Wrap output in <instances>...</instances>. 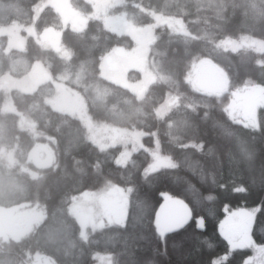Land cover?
<instances>
[{
    "label": "trees",
    "instance_id": "16d2710c",
    "mask_svg": "<svg viewBox=\"0 0 264 264\" xmlns=\"http://www.w3.org/2000/svg\"><path fill=\"white\" fill-rule=\"evenodd\" d=\"M47 1L0 0V27L17 23L25 42L23 49L7 50L8 36L0 37V77L20 78L37 62L52 77L33 92L11 90V112H2L6 92L0 88V208L39 205L45 212L31 233L0 246V264H28L34 254L56 264H99L96 255L110 256V264H244L252 251L232 250L219 227L226 209L255 210L252 239L264 246V107L254 129L230 118L225 106L245 84L264 87V50L231 51L222 43L264 42V0H123L115 11H128L135 24L153 25L157 35L149 53L155 79L142 97L102 74L106 55L133 48L134 39L100 18H89L82 29L64 25ZM70 1L80 12L93 11L89 0ZM39 4L45 5L36 15ZM157 16L175 18L182 27L156 23ZM31 26L38 35L58 30L64 51L42 45L28 32ZM204 59L227 73V94L192 89L187 78ZM141 77L130 70L132 81ZM54 82L80 93L95 122L142 132L143 147L119 164L122 146L101 149L86 137L78 117L51 106ZM165 103L168 111L158 114ZM22 116L39 137L20 125ZM39 141L53 145L56 159L33 178L23 168ZM156 147L172 165L151 168ZM1 150L12 152L14 162ZM107 186L131 189L126 222L81 241L69 207L83 192ZM165 196L185 203L193 219L175 230L161 229Z\"/></svg>",
    "mask_w": 264,
    "mask_h": 264
},
{
    "label": "rangeland",
    "instance_id": "374dc122",
    "mask_svg": "<svg viewBox=\"0 0 264 264\" xmlns=\"http://www.w3.org/2000/svg\"><path fill=\"white\" fill-rule=\"evenodd\" d=\"M93 3V11L84 13L76 10L70 0H48L45 4L52 5L60 14L64 25L75 29H82L89 18H100L107 28L112 31L128 34L135 45L131 49L115 48L103 60L102 74L109 80L128 87L139 97H142L155 79V74L149 66V53L157 35L154 26L135 24L132 22L131 13L125 10L115 11L123 0H89ZM45 4L36 6V15ZM156 23L168 22L172 26L181 28V23L175 18L157 16ZM21 27L13 23L7 27H0V37L8 36V49L24 48V38L21 36ZM28 32L34 35L44 46H50L57 51H64L60 43V32L55 29H47L42 34H37L33 26ZM222 47L231 51H237L243 47H253L258 51L264 50V42L255 40L225 41ZM206 66H211L220 75L223 88L216 95L221 97L229 92V79L227 73L211 60H200L194 64L191 75L187 78L192 89L199 90L197 86V75ZM139 70L142 74L140 80L132 81L129 78L130 70ZM52 81L50 73L41 62L33 65L31 71L20 77L14 78L8 75L0 77V88L6 92V101L2 112L14 111L12 100L9 96L11 90L17 89L22 92H33L41 84ZM55 83V92L48 99L51 106L58 111L70 113L78 117L84 127L86 137L101 149L122 146L118 156V163L126 164L133 152L143 147V133L128 129L95 122L87 111L84 98L77 91L69 88L61 82ZM168 103V102H167ZM167 103L160 107L158 114L168 111ZM173 103H169L168 106ZM264 107V87L257 84H245L232 92V98L225 106L227 114L233 120L242 122L244 125L257 129L258 112ZM20 125L30 128L35 136V124L22 116ZM8 163H13L12 152H4ZM154 164L152 169L156 170L163 166L172 165L173 162L160 154L156 147L152 151ZM55 150L47 142L39 141L30 153L29 165L23 170L27 171L33 178L39 177V171L52 166L55 163ZM131 189L120 186H107L101 191H85L74 197L69 207V214L76 219L79 225V238L88 241L92 233L110 226H123L126 222L129 209ZM165 202L173 198L165 196ZM44 207L39 205H23L9 209L0 208V246L7 241L20 240L31 233L45 216ZM255 210L226 209V217L220 224L219 231L228 242L232 250L250 249L251 255L247 257L244 264H264V246L257 245L252 239V228ZM199 227H203V220L198 219ZM99 264H110V256L96 255ZM28 264H56V262L45 255L34 254L28 257ZM215 264H218L216 261Z\"/></svg>",
    "mask_w": 264,
    "mask_h": 264
},
{
    "label": "water",
    "instance_id": "95a60500",
    "mask_svg": "<svg viewBox=\"0 0 264 264\" xmlns=\"http://www.w3.org/2000/svg\"><path fill=\"white\" fill-rule=\"evenodd\" d=\"M199 89L217 93L223 88L220 75L211 66L203 67L197 76ZM193 219L190 208L180 201L165 203L158 212V225L164 231H171L185 226Z\"/></svg>",
    "mask_w": 264,
    "mask_h": 264
}]
</instances>
